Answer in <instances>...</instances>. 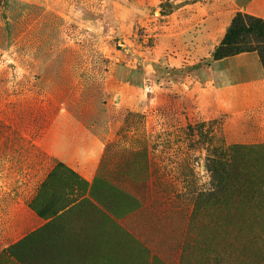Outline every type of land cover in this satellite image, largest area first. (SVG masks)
I'll return each mask as SVG.
<instances>
[{
  "label": "rangeland",
  "instance_id": "1",
  "mask_svg": "<svg viewBox=\"0 0 264 264\" xmlns=\"http://www.w3.org/2000/svg\"><path fill=\"white\" fill-rule=\"evenodd\" d=\"M40 1L58 13L0 18V264H264L262 101L241 91L233 122L203 90L212 45L156 49L167 1ZM57 132L104 149L87 187ZM61 205L89 216L79 234L32 231Z\"/></svg>",
  "mask_w": 264,
  "mask_h": 264
},
{
  "label": "crops",
  "instance_id": "2",
  "mask_svg": "<svg viewBox=\"0 0 264 264\" xmlns=\"http://www.w3.org/2000/svg\"><path fill=\"white\" fill-rule=\"evenodd\" d=\"M16 1L22 0H5L0 9V18L4 19L11 9L14 10L18 7ZM23 1L21 7L27 9L25 10L27 12L33 9L31 8L33 4L35 7H41L40 11L43 9L46 10V13L56 12L48 4L34 3L33 0ZM163 1L170 3L171 9L165 15L160 16L158 23L152 24V31L153 38L157 40L156 49L159 51L167 49L168 52L175 53L177 56V58L169 57L170 63L179 62L182 56L189 58L190 53L187 52L186 45H183V48L179 47L182 45V41L186 40H194L199 46L212 45L210 53L207 55L202 53V60H212L213 51L223 40L233 18L239 13L264 21V0H161L160 3ZM152 6L153 4L150 2L143 5L140 3L136 9L140 12L144 8ZM156 30L157 33H155ZM174 45L178 46L174 47ZM168 56L170 55L168 54ZM211 69L220 78V73H224L227 80L224 81L222 78L220 82H216V79H211L203 90L212 94L217 101L223 100L228 104L231 108L233 122H235V107L239 105L241 91L249 94V99L250 96L257 97L259 101H262L264 109V71L255 52L243 53L212 62ZM183 86L186 87V84ZM226 109H228L227 106ZM61 120L57 118V121ZM69 136H64L59 132L55 134L56 143H54L55 148L51 151L52 155L59 163L76 173L86 183L91 184L95 178H98L97 173L105 151L101 148L82 147L84 142L82 139L78 140V137L72 134ZM73 136L75 140L72 139ZM95 140L97 139L95 138ZM58 218L60 219H58L57 230L71 235L79 234V231L84 228L83 222L90 220L89 216L72 211L60 213ZM37 219L41 222L39 228L52 220L39 217ZM86 227L89 228V225L87 224ZM74 251V247L71 250H66L72 254Z\"/></svg>",
  "mask_w": 264,
  "mask_h": 264
},
{
  "label": "trees",
  "instance_id": "3",
  "mask_svg": "<svg viewBox=\"0 0 264 264\" xmlns=\"http://www.w3.org/2000/svg\"><path fill=\"white\" fill-rule=\"evenodd\" d=\"M4 3L5 0H0V9L4 5ZM251 52H255L258 55L261 67L264 71V21L249 15L239 13L233 18L230 26L226 30L223 40L213 51L211 55L212 62L223 60L225 58L240 55L243 53H251ZM220 76L221 79L222 78L224 79V81L227 80L226 75L224 73H220ZM221 164L222 166L228 165L227 163H221ZM57 167L65 169L72 176L77 178V176L68 169H66L62 163L57 165ZM52 173L48 177L52 176ZM82 183L85 185V187H87L88 184L86 182L82 181ZM90 188H93V184L90 186ZM76 196H77L76 199L80 197L79 195ZM71 203H73L72 205H74L75 202L72 200ZM48 206L49 208L52 206L51 202ZM67 206L66 205L59 206V208H57L56 211L51 213L50 215H47L48 213H43L42 211H37L36 215L39 218L42 219L50 218L52 220L48 224L37 229V231L34 232H38L42 229L43 230L56 229V231H58L57 224L59 222L58 219H60L58 218V215L64 212L70 213L74 209V206L71 208H68ZM34 232L33 235L37 234ZM14 247L15 246L10 247L7 250H4L3 254H9L11 256L12 252L14 251Z\"/></svg>",
  "mask_w": 264,
  "mask_h": 264
}]
</instances>
